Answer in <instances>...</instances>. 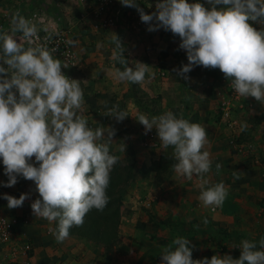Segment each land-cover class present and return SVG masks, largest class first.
Instances as JSON below:
<instances>
[{
  "label": "rangeland",
  "instance_id": "obj_1",
  "mask_svg": "<svg viewBox=\"0 0 264 264\" xmlns=\"http://www.w3.org/2000/svg\"><path fill=\"white\" fill-rule=\"evenodd\" d=\"M3 1L11 5L18 0ZM107 1L28 3L36 4L42 14L60 25L71 43L74 65H67L64 71L80 81L83 90L84 104L78 114L88 124L92 121L94 130L115 129L109 147L119 160L134 154L135 181L119 208L118 243L97 247L76 238L59 264H160L162 250L177 237L191 241L193 259H210L214 254L238 258L244 239L257 242L259 247L264 238V104L252 97L235 100L230 82L219 69L193 66L185 74L187 79L177 75L173 69L188 63L186 51L179 49L180 38L163 28L147 31L148 25L141 22L136 8L123 6L119 0L105 6ZM135 2L150 14L157 0ZM198 2L210 8L206 0ZM115 35L124 47L122 54L129 67L137 61L149 66L142 83L118 78L116 69L123 70V66L117 59ZM222 102L230 110L227 118L221 111ZM114 106L128 117L117 122L108 115ZM167 111L190 122L197 115V123L205 127L209 141L205 150L212 161L211 171L204 176L209 181L206 187L223 182L229 189L221 207L213 210L202 205L197 187L200 177L188 180L176 173L173 149L159 143L155 128L145 134L137 120L141 114L150 119ZM104 135L107 137V132ZM99 142H106V138ZM122 144L125 152L119 150ZM162 156L166 162L174 161L166 165L169 177L159 181L155 171L147 176L144 170L155 168ZM216 164L222 166L219 173ZM233 171L242 172L240 179L233 178ZM19 191V195L28 193Z\"/></svg>",
  "mask_w": 264,
  "mask_h": 264
},
{
  "label": "clouds",
  "instance_id": "obj_2",
  "mask_svg": "<svg viewBox=\"0 0 264 264\" xmlns=\"http://www.w3.org/2000/svg\"><path fill=\"white\" fill-rule=\"evenodd\" d=\"M119 2L136 8L141 22L148 25L147 31L163 28L180 38L179 49L186 51L188 63L173 69L177 75L187 79L185 74L193 66L219 69L239 96L264 104V0H206L210 8L198 0H157L150 14L135 0ZM10 24L11 33H22L29 43L37 35L36 25L18 10ZM114 42L123 66V70L116 69L118 78L142 83L149 66L137 61L129 67L116 35ZM0 49V160L8 177L0 184L13 187L20 176L33 181L39 196L31 203L33 214L56 222L55 230L50 231L57 243H63L73 227L83 226L91 210L102 212L109 203L110 173L119 161L109 147L115 129L94 130L78 114L84 104L80 81L64 75L62 62L53 55L55 48H25L8 31L0 30ZM117 107L108 115L120 122L128 116ZM137 120L145 134L155 128L159 143L173 149L176 173L188 180L200 177L197 187L202 205L213 210L221 207L229 189L223 182L206 187L209 181L204 176L211 171L212 161L205 150L209 143L205 127L172 111L150 119L141 114ZM105 138L106 142H99ZM125 147L122 144L119 150L125 152ZM221 167L216 164L217 173ZM241 174L232 172L234 179H240ZM29 198V193L19 198L3 195L9 209L22 207ZM203 223L207 225L208 220ZM258 245L244 239L238 258L214 254L210 259H193L191 241L177 237L162 250L160 264H264V238Z\"/></svg>",
  "mask_w": 264,
  "mask_h": 264
},
{
  "label": "built area",
  "instance_id": "obj_3",
  "mask_svg": "<svg viewBox=\"0 0 264 264\" xmlns=\"http://www.w3.org/2000/svg\"><path fill=\"white\" fill-rule=\"evenodd\" d=\"M30 1V0H29ZM76 2H84L85 0H72ZM111 2L112 0H108ZM107 2L104 3L107 6ZM32 5L24 4L23 0H18L14 4L8 5L3 0H0V30L8 31L13 37L17 40L18 43L27 47H36L40 45H46L48 48H55L56 51L53 53L55 58H58L62 64V72L64 75L70 78L69 74L65 73L64 69L67 65H74L73 57L74 53L71 49V43L69 44L68 39H66V33L61 28L60 25H57L52 21L53 19L48 18L47 15L42 14L38 9L37 5L31 2ZM103 9V7H101ZM19 11L22 16L26 19L32 21L36 25L37 35L32 38V42L29 43L23 38V34L20 32L11 33V24L10 19L14 12ZM27 12V16L26 13ZM44 13V12H43ZM47 19V20H46ZM0 58L3 57V53H0ZM232 96L235 100L242 98L239 96L231 87ZM226 102H222V114L224 118H227L229 114V109L226 108ZM90 128L93 129V123L88 124ZM18 182L14 185V188L17 189L15 194L19 195V190H25V179L20 176L17 178ZM8 177L4 174V166L2 160H0V182L6 183ZM6 187H3L0 184V192L5 190ZM19 189V190H18ZM20 223V220L13 216H7L6 214H0V264H16V259L21 255L24 257V260L29 258V251L31 247L28 243L20 245L17 238V226ZM9 252L8 257L10 262H5V259L2 258L1 253ZM26 262V261H25Z\"/></svg>",
  "mask_w": 264,
  "mask_h": 264
},
{
  "label": "trees",
  "instance_id": "obj_4",
  "mask_svg": "<svg viewBox=\"0 0 264 264\" xmlns=\"http://www.w3.org/2000/svg\"><path fill=\"white\" fill-rule=\"evenodd\" d=\"M152 1V0H150ZM29 0H23L24 4H28ZM198 117L194 115L192 122L197 123ZM162 156L154 167H150L144 172L148 176L151 172H156L155 177L159 181L166 180L170 171L166 168L167 163L174 161L168 160ZM163 173V174H162ZM166 175L163 177L162 175ZM135 181L134 176V154L125 160H119L110 173V184L107 189L109 203L105 209L97 211L91 210L85 217L82 227H73L70 230L69 237L84 238L92 243L103 246H113L119 241V208L125 197L126 191ZM56 228V222H53V230ZM232 236V234H230Z\"/></svg>",
  "mask_w": 264,
  "mask_h": 264
},
{
  "label": "crops",
  "instance_id": "obj_5",
  "mask_svg": "<svg viewBox=\"0 0 264 264\" xmlns=\"http://www.w3.org/2000/svg\"><path fill=\"white\" fill-rule=\"evenodd\" d=\"M31 162L34 164L36 163L34 157ZM36 166H38V164H36ZM16 191L17 189L13 186L6 187L5 190L0 192V214L13 216L20 220V223L17 226L16 238L20 245L28 243L31 247V250L29 251V258L24 260V257L21 255L15 260L16 264L61 263L64 258L63 256L68 255V244L71 242H77L76 238L78 237H68L63 243H57L55 236L53 235V231H50L53 230V222L51 223L47 219L33 214L31 203L35 199L39 198L33 181L25 180V191L30 194V198L24 201L22 207L9 209L7 206V200L3 199V195L8 194L15 198H19L20 195L15 194ZM80 239L81 241H87L90 243V241L84 238ZM93 244L97 247H103V245H98L96 243ZM8 254L9 252L7 251L6 253H1L5 262H10ZM91 261L92 260H90V262Z\"/></svg>",
  "mask_w": 264,
  "mask_h": 264
}]
</instances>
